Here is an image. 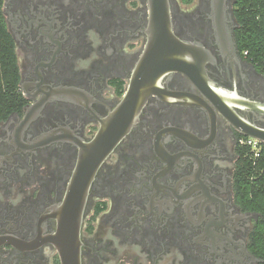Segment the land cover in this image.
Wrapping results in <instances>:
<instances>
[{"label": "flooded vegetation", "instance_id": "1", "mask_svg": "<svg viewBox=\"0 0 264 264\" xmlns=\"http://www.w3.org/2000/svg\"><path fill=\"white\" fill-rule=\"evenodd\" d=\"M168 4L205 77L161 80L83 205L81 146L130 90L150 0L0 1L22 104L0 122V264H62L61 247L80 264H264L261 215L237 193L252 137L236 126L264 132V70L240 48L236 0Z\"/></svg>", "mask_w": 264, "mask_h": 264}, {"label": "water", "instance_id": "2", "mask_svg": "<svg viewBox=\"0 0 264 264\" xmlns=\"http://www.w3.org/2000/svg\"><path fill=\"white\" fill-rule=\"evenodd\" d=\"M151 23L147 48L133 76L130 90L117 108L100 122L93 140L81 146L78 165L70 187L71 197H82L83 205L102 164L137 124L150 97L159 93V83L171 73H182L195 81L205 77L203 53L184 43L172 32L168 0H150ZM242 133L264 144V132L245 123L236 124ZM60 239H58L59 241ZM62 264H80L78 248H60Z\"/></svg>", "mask_w": 264, "mask_h": 264}, {"label": "trees", "instance_id": "3", "mask_svg": "<svg viewBox=\"0 0 264 264\" xmlns=\"http://www.w3.org/2000/svg\"><path fill=\"white\" fill-rule=\"evenodd\" d=\"M236 16L240 25L237 38L242 52L248 54L249 59L264 70V0H236ZM0 56L1 122L17 106H22L21 98L16 92L18 76L10 60L1 12ZM237 193L243 207L261 215L253 239L256 251L264 258V145L262 156L257 160L242 153L237 175Z\"/></svg>", "mask_w": 264, "mask_h": 264}, {"label": "built area", "instance_id": "4", "mask_svg": "<svg viewBox=\"0 0 264 264\" xmlns=\"http://www.w3.org/2000/svg\"><path fill=\"white\" fill-rule=\"evenodd\" d=\"M242 144L249 149L248 153L254 160H257L262 156V147L259 140L247 138L242 142Z\"/></svg>", "mask_w": 264, "mask_h": 264}]
</instances>
